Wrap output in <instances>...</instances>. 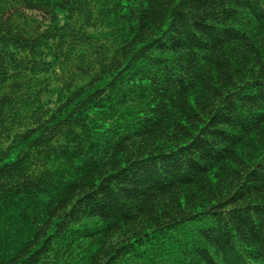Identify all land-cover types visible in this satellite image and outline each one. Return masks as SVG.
I'll return each instance as SVG.
<instances>
[{"label":"trees","instance_id":"obj_1","mask_svg":"<svg viewBox=\"0 0 264 264\" xmlns=\"http://www.w3.org/2000/svg\"><path fill=\"white\" fill-rule=\"evenodd\" d=\"M0 264H264V0H0Z\"/></svg>","mask_w":264,"mask_h":264}]
</instances>
